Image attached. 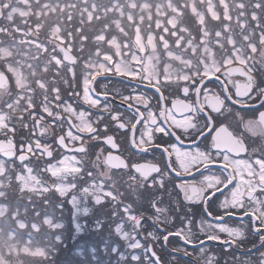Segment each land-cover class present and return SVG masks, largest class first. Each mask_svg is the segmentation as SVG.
Returning <instances> with one entry per match:
<instances>
[{
    "label": "snow or ice",
    "instance_id": "snow-or-ice-1",
    "mask_svg": "<svg viewBox=\"0 0 264 264\" xmlns=\"http://www.w3.org/2000/svg\"><path fill=\"white\" fill-rule=\"evenodd\" d=\"M0 240L264 264V0H0Z\"/></svg>",
    "mask_w": 264,
    "mask_h": 264
},
{
    "label": "flooded vegetation",
    "instance_id": "flooded-vegetation-1",
    "mask_svg": "<svg viewBox=\"0 0 264 264\" xmlns=\"http://www.w3.org/2000/svg\"><path fill=\"white\" fill-rule=\"evenodd\" d=\"M65 221L70 226V218L68 216H65ZM97 238L98 237H96V234L91 233V232H87L85 235L79 237L76 240L75 243H77V242H92L93 240H97ZM69 243H72V242L69 240ZM250 245H251V241L249 242V246ZM213 250L217 253V255H219L221 257V264H224V261L225 260L231 261V257L228 256V255H226V254H224L220 248H215ZM235 254L237 256H240L241 255V253H240L239 250H235Z\"/></svg>",
    "mask_w": 264,
    "mask_h": 264
},
{
    "label": "rangeland",
    "instance_id": "rangeland-1",
    "mask_svg": "<svg viewBox=\"0 0 264 264\" xmlns=\"http://www.w3.org/2000/svg\"><path fill=\"white\" fill-rule=\"evenodd\" d=\"M246 2H248V0H246ZM101 236H102V234H101ZM1 241H2V240H1ZM96 241H97V240H93L92 243H95ZM1 245H3V246H2V247L0 246V252H1L2 250L6 251V250H5V247H4V242H3V241H2V243H1ZM91 246H93V245H92V244H89V242H85V243H83V244H77V246H75L74 249H73V248H72V249L70 248V251L74 253L75 250L77 249V247H83L84 249H87V248H89V247H91ZM8 251H9V252H12V253H15L14 250H7L6 253H8ZM73 253H71V255H70L69 257L75 259L76 257L74 256ZM65 255H69V251H66ZM0 256H1V253H0ZM68 260H70V259H68ZM15 261H17V260H15ZM1 263H4V262L1 261L0 264H1Z\"/></svg>",
    "mask_w": 264,
    "mask_h": 264
}]
</instances>
